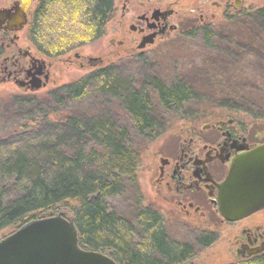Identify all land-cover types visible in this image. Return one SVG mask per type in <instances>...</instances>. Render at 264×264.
<instances>
[{
    "label": "trees",
    "instance_id": "obj_1",
    "mask_svg": "<svg viewBox=\"0 0 264 264\" xmlns=\"http://www.w3.org/2000/svg\"><path fill=\"white\" fill-rule=\"evenodd\" d=\"M114 6L115 0H39L31 13V42L41 54L57 59L101 39ZM52 7L60 10L54 13ZM251 15L257 17V30L247 32L244 40L254 39L264 46V6ZM48 28L51 40L45 34ZM210 34L202 37L206 43ZM229 42L232 45L221 53L229 61H238L245 46L237 40ZM257 57L264 80V53L257 52ZM110 69L100 68L47 95L54 105L43 111V119L56 116L59 122L54 127L45 131L34 127L27 133L30 138L0 140V232L53 215L65 206L81 247L107 253L118 264H177L201 246L197 241L171 239L162 215L143 203L136 178L140 149L135 147V136L147 143L162 126L156 113L168 122L194 93L184 81L167 84L142 78L135 87L130 78L122 79ZM91 81L100 96L94 101L104 104L103 113H86L72 103L88 94ZM258 94L263 105H257V119L264 121V93ZM245 104L253 107L249 101ZM28 118L30 123L20 128L40 126L35 115ZM121 195L132 203L127 216L115 213L108 202ZM254 264H264V257Z\"/></svg>",
    "mask_w": 264,
    "mask_h": 264
},
{
    "label": "flooded vegetation",
    "instance_id": "obj_2",
    "mask_svg": "<svg viewBox=\"0 0 264 264\" xmlns=\"http://www.w3.org/2000/svg\"><path fill=\"white\" fill-rule=\"evenodd\" d=\"M38 2L10 0L0 6V85L25 94L49 91L48 94L62 86H58L61 64L81 68L104 64L103 57L87 56L81 51L57 59L41 54L29 36L31 13ZM244 3L245 0H115L113 16L100 41L109 38L115 58L125 51L130 58L151 60L156 56L154 51L175 38L205 34L219 28V20L229 24L238 19L244 14ZM190 125L180 127L174 134L175 142L158 150L159 164L152 185L155 197L149 202L166 225L176 223L178 217L186 229L193 228L190 232L201 249L218 242L223 230H230L223 244L227 264H254L264 257V219L257 221L256 217L264 209L230 221L219 214L217 195L232 162L257 146V135L247 133L235 118L206 123L201 129L194 123ZM196 254L193 251L177 264H194Z\"/></svg>",
    "mask_w": 264,
    "mask_h": 264
},
{
    "label": "rangeland",
    "instance_id": "obj_3",
    "mask_svg": "<svg viewBox=\"0 0 264 264\" xmlns=\"http://www.w3.org/2000/svg\"><path fill=\"white\" fill-rule=\"evenodd\" d=\"M8 1L10 0H0V6ZM262 6H264V0H245L243 5L244 14L238 19H232L229 24H225L218 18L219 28L211 30L209 43L202 39L204 32L175 38L165 47L154 51L156 56L151 60L144 61L143 59L141 61L133 57L130 58L125 55V51H122L119 57H113V48L110 45L109 38L102 41L99 39L63 55L66 57L67 55H73L76 51H81L87 56L103 57L104 64L87 65L85 68H81L76 64H61L58 74V86L85 79L91 73L104 67L111 68L110 70L117 73L122 79L130 78L131 81L136 83L135 87H139V80L142 81V78L159 79L167 84L174 81H184L190 84V88L194 93L193 100L185 101L182 109L173 113L175 116L172 119L166 122L163 112V116H161V113H156L155 119L161 122L162 126L160 129L153 131L156 132L155 137L149 139L146 143L135 136V147L140 149L136 178L145 205L149 204L151 206L149 201L152 200V197H155L152 185L154 184V173L159 164L158 150L175 142L174 134L179 132L180 127L190 128V123H194L201 129L206 123H216L218 120L235 118L237 124L247 133L253 137L257 135V145L264 142V121L257 119V105H263L258 93H264V90H262L264 89V80L262 73L260 74L261 64L257 52L264 53V46L254 39L252 41L244 40L247 32L257 30V17L251 15V19L248 14ZM58 10H60L59 7H52V12L57 13ZM48 21L52 20L49 18ZM50 31L51 29L48 28L45 34L51 40L53 35H50ZM230 39L231 41L237 40L238 43L245 46L246 51H240L238 61H229L227 56L221 53L222 49L232 45H230ZM207 50H210L211 54L207 53ZM94 85V82H88V94L72 102L74 106L83 109V112L92 113L95 111L101 113L103 110L101 108H104V104L100 100L94 101L95 97L100 98L93 88ZM55 89L58 88L55 87L53 90ZM148 89L151 91V87H148ZM47 92L49 91L25 94L16 88L0 85V115L2 116V120H0V140L15 141L23 137L30 138L31 134L27 133L33 130L32 128L36 127L35 131L37 129L45 131L59 122L55 118L56 116L53 115L48 116L47 120L43 119V111H48L47 107L50 109L54 105V103L49 104L51 99L48 98L49 93L47 94ZM152 92L155 93V90ZM46 96L48 99L45 101ZM224 99L231 101H227L225 104ZM245 101H249L253 107L246 105ZM25 102L27 104H24ZM239 107H245L246 111L240 110ZM55 108L59 111L64 109L60 106ZM33 115L39 119L40 126L20 128L23 124L30 123L28 117ZM118 116V118H121L120 114ZM42 125L43 129L41 130ZM253 132L254 134H252ZM108 202L118 215L127 216L129 214L132 203L127 196L111 197ZM61 210L68 215L71 214L65 206L60 207ZM256 217L257 221L264 219V211L257 213ZM176 219V223L166 225L168 230L174 231L169 232L170 238L175 241L194 243L196 236L190 232L193 228L186 229L188 227H185L178 217ZM216 229L221 228L216 227ZM13 230L15 229L7 228L3 230L0 232V238ZM229 232L228 229L223 230L218 242L207 249L199 248L193 263L227 264L229 258L223 244Z\"/></svg>",
    "mask_w": 264,
    "mask_h": 264
},
{
    "label": "water",
    "instance_id": "obj_4",
    "mask_svg": "<svg viewBox=\"0 0 264 264\" xmlns=\"http://www.w3.org/2000/svg\"><path fill=\"white\" fill-rule=\"evenodd\" d=\"M217 205L219 214L230 221L264 209V143L232 162L219 185ZM0 264L118 263L107 253L81 247L74 219L61 210L1 237Z\"/></svg>",
    "mask_w": 264,
    "mask_h": 264
}]
</instances>
